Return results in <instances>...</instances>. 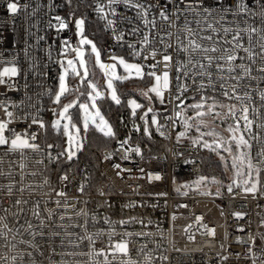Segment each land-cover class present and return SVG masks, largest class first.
I'll return each instance as SVG.
<instances>
[{
  "label": "snow or ice",
  "instance_id": "snow-or-ice-1",
  "mask_svg": "<svg viewBox=\"0 0 264 264\" xmlns=\"http://www.w3.org/2000/svg\"><path fill=\"white\" fill-rule=\"evenodd\" d=\"M64 3L69 8L74 4L77 8L81 4L90 7L103 22L104 31L111 33L115 44L121 48L127 47V57L107 52L104 55L112 63H105L101 58L103 50L84 35L86 16L75 18V35L80 38L77 45L72 46L68 40L61 41L59 54L63 59L60 60L53 59L52 46H48L45 55L49 61L58 64L60 69L56 76L57 83L47 88L41 83L40 87L45 90L37 92L36 103H31L32 96L26 91L29 84L25 82L21 85L17 78L23 73L27 81L28 72L37 74L44 80L48 76L47 72H39L36 68L29 51L34 46L25 41L23 52L29 65L27 69L20 67L19 53L13 54L12 60H5L0 52V86L5 88L4 92H0V111L3 112V117H0V177L7 180V183L0 184V249H8L7 254L0 251V264H9V261L11 264H25L26 260L28 264H37L36 255L47 259L48 264H81L74 259L77 256L102 257L103 264H141L133 259L134 252L137 256L143 255L148 264L152 262L150 253L145 252L146 245L139 249L130 248V244L136 242L131 237L142 238L148 235L143 231L134 233L127 230L128 226L135 224L146 227L143 219L131 217L113 221L110 217H105L103 224L107 229L101 227L95 235H89V226L96 227L100 223L96 214L84 213L90 219L86 218L83 223L57 224L53 219L55 209H46L47 216L42 217L41 201L33 202L23 198L25 191H28L29 197L35 195L33 184L25 185L24 181L27 176L35 177L37 173L25 171L28 164L20 163V179L17 181V173L13 171L16 161L7 160L6 157L18 153L21 160H26L28 151L40 153L41 144L36 141L40 138L41 130L46 143L45 170L55 172L57 182L62 185L59 189L52 187L50 192L44 193L49 197L53 193L56 197L67 196L70 178L75 177L73 163L79 159L78 154L90 146L89 133L97 132L104 138L115 141L120 148L125 149V160L131 159L133 154L143 159L139 144L125 147L130 144L131 133L141 134L142 142L152 141L154 134L168 139V123L175 129L177 121H180L184 131L176 133V144L180 145L187 139L190 145L188 155L206 149L219 158L223 171L234 170L231 183L226 186L227 191L233 194V199L240 195L239 191H234V187L242 188L253 199L257 198L258 193L264 196V87H261L264 85V0H164L163 3L160 0L155 3H149L148 0H91V3H86V0H64ZM29 7V4L21 6L19 0H9L7 4V10L12 14L27 12ZM41 7L38 3L29 15L35 16ZM121 7L125 11H119ZM48 8L50 12L54 10L52 0H49ZM128 11L133 12L134 16H128ZM68 15L74 18L75 12L71 11ZM257 19L258 25L255 23ZM52 20L56 23L53 24ZM125 24L129 25L127 29L122 27ZM68 26V19L60 15H55L48 21V27H55L57 31L67 29ZM174 27L177 29L175 33L172 31ZM25 31L26 37L33 35L30 28ZM126 36L135 37V42L127 41ZM44 39L43 36L38 37V41ZM2 43L3 40H0V44ZM84 46L90 48L89 60L94 56L95 66L103 71L106 87L98 86L89 79L91 73L88 68L89 60L85 59ZM69 53L75 55L67 58ZM47 66L44 65L45 68ZM118 67L123 69L122 74L117 73ZM69 77L78 83L70 86L67 80ZM130 78L147 81V88L139 93L142 102H138L137 98L127 99L126 107L131 109L130 117L133 118L132 127L128 137L121 140L112 124L101 113L98 101L105 99L107 92L112 102L121 105L123 94H118L116 82H124ZM22 90L25 91V96L20 102H15L8 96V92ZM70 94L74 98L63 103L62 99ZM43 96H47L51 104L55 105L50 110L57 118L50 124L41 114L42 111L49 110L44 109L40 103ZM24 100L29 103L25 105ZM156 101L163 106V111L158 112L153 106ZM140 109H144L139 116L142 123L137 124L134 118ZM150 113L152 115L149 117ZM14 122L24 124L23 131L11 127ZM192 129L198 135L189 136ZM50 130L57 139L47 143ZM254 143L260 147L253 155L251 150ZM148 150L151 151V148ZM172 155L179 157L184 153L172 151ZM111 156L112 153L106 154L104 160H109ZM35 163L44 164V160H37ZM185 163L194 165L197 161L185 159ZM5 164L8 171L4 170ZM112 167L118 170L117 176L125 171L131 172V169L122 168L120 163L114 162ZM139 171L144 172V169ZM150 178L158 181L161 176L157 174ZM85 179L88 177L85 176ZM207 181L208 177L201 175L192 184L182 185L175 190L180 193L181 187L190 188L195 185L199 189L202 184L207 187ZM211 183L221 185L223 182L213 177ZM44 184H50L49 177L44 178ZM85 187L83 183L78 184L77 191L83 194ZM17 194L20 198L9 202L8 198ZM98 194L104 196L105 192L100 191ZM182 194L186 196L188 192ZM156 195L166 197L167 193ZM215 195H221L220 187L216 188ZM30 202L34 204L31 209L27 208ZM53 202L57 208L69 206L67 199H56ZM84 203L87 205L91 201ZM135 206V203L129 202L123 207ZM29 214L39 221L38 225L28 218ZM80 214L77 213L78 216ZM234 215L240 217L242 213ZM59 219L63 221L65 216L61 215ZM68 219L71 220V217ZM117 226L125 230L117 232ZM70 227L83 229L84 235L69 231ZM104 236L107 237V242L96 249L98 239ZM17 237L20 239L17 240ZM189 239L195 238L190 236ZM261 239L264 240V236ZM85 242L89 248L87 252L82 250ZM21 245L24 246L22 249L19 247ZM261 252L264 253V249ZM249 253L254 257L253 264L258 259L264 264V256H257L251 247ZM56 256H59V260L54 258ZM237 258L239 259V254ZM160 259L167 260L168 257L162 256ZM223 259L227 260L228 257ZM95 264H101L100 260L97 259Z\"/></svg>",
  "mask_w": 264,
  "mask_h": 264
},
{
  "label": "built area",
  "instance_id": "built-area-1",
  "mask_svg": "<svg viewBox=\"0 0 264 264\" xmlns=\"http://www.w3.org/2000/svg\"><path fill=\"white\" fill-rule=\"evenodd\" d=\"M8 2L9 0H0V40H3V43L0 44V52L3 53L5 60H12L13 54L19 53L18 61L20 67L27 69L29 65L24 58L23 52L25 41L27 40V44L34 46L29 51L34 58L37 70L39 72H47V79L44 80L32 72L27 73V81H25L23 73L17 79L21 85L25 82L29 84V88L26 90L27 94L32 96L31 103H36V93L56 85L57 72L60 70L59 65L49 61L45 55L48 46H52L53 59H62L59 54L61 41L68 40L72 46H76L80 39L75 35L74 19L82 15L87 16V13L97 19L98 17L86 4H81L78 8L74 4L72 8H69L64 3V0H52L55 8L51 12L48 8L49 0H19L21 6L29 4L30 7L27 12L20 11L17 14H12L7 10ZM148 2L155 3L156 0H148ZM160 2L163 3L164 0H160ZM38 3L42 7L36 12L35 16H30L29 13ZM86 3H91V0H86ZM71 11L75 12L74 18H70L68 15ZM119 11L123 12L125 10L121 7ZM55 15L68 19L69 26L67 29L57 31L55 27H48V21ZM127 15L134 16V13L128 11ZM99 21L103 28V22ZM52 23L55 24L56 22L52 20ZM255 23L258 25L259 20L257 19ZM32 25H35V27H32ZM122 27L127 29L129 25L125 24ZM28 28L31 29L33 35L26 37L25 30ZM172 31L175 33L177 29L174 27ZM105 35L107 38L103 42L102 47L106 52H114L118 55H123L121 52H126L127 54V47L121 48L116 45L111 38L110 32H105ZM40 36L45 37V39L38 41ZM125 39L129 42H135L136 40L135 37L131 36H126ZM174 40L175 37H173V43ZM240 55H244V53H240ZM45 64L48 65L46 68L44 67ZM67 80L70 82V86L78 83L77 80H69V78ZM93 81L95 82V80ZM41 83L44 84L45 88L40 87ZM261 87H264V85H261ZM4 91L5 88L0 86V92ZM8 96L13 101L20 102L25 96V91L8 92ZM47 100H49L47 96L40 98V103L44 106V109L47 107ZM24 103L27 105L29 101L24 100ZM25 111H27V108H25ZM33 111L35 110L33 109ZM157 111H163V106ZM44 112L42 111L41 113L43 117ZM151 115L150 113L149 117ZM0 117H3L2 111H0ZM157 118L160 119L159 116ZM135 122L137 124L142 123L139 118ZM10 126L16 128L17 131H23L25 128L24 124L16 122ZM118 126L121 128L125 124L120 122ZM178 128L179 126L176 125L175 129H173L171 123H168L169 131L166 132V135L169 138L167 139V147L158 154L146 152L145 142L140 139L141 134L132 132L130 144L125 147H135L139 144L142 149L143 159L134 154L129 160L123 159L125 149L120 148L116 144L111 158L107 161L104 160V156L109 153L107 152L100 162V171L103 174V179L92 175L88 163L77 160L72 166L75 177L74 179L70 178L66 189V197H56L54 193L51 197L44 195V193L50 192L52 187L59 189L62 185L57 182V174L55 172L45 170L47 160L44 155L46 143L43 137V130H41L40 138L36 141V143L41 144L42 151L40 153L28 151L26 160H21L18 153L10 155L6 159L16 161L13 171L17 173L15 176L17 181L20 179V163L28 164V168L25 171L37 173L35 177L27 176L24 181L25 185L33 184L35 195L29 197L28 191H25L23 198L30 199L33 202L40 200L42 217L47 216L46 209H55L56 215L53 219L57 224L83 223L86 218L90 219V216L85 217L84 213L96 214L100 223L96 227H91L90 225L88 229L89 235H95L98 228L107 229V226L103 224L105 217H110L113 221L131 217L143 219L147 225L146 227L142 228L141 225L135 224L128 226L127 230L134 233L143 231L148 235L142 238L131 237L130 239L136 242L131 243L130 248L139 249L146 245L145 252L150 253L152 257L151 264H253L254 257L249 253L250 247L257 256H264V253L261 252V249H264V240L261 239V236H264V224H262V221H264V196L258 193L257 198L253 199L252 195L244 193L242 188L236 189L234 187V191H239L240 195L233 199V194L227 191L226 184L221 185L220 196L215 195L216 189L211 190V195H201L193 190L185 191L188 192L186 196L182 194L183 192L177 193L175 189L180 187V180L203 173V154L209 152L206 149H201L188 155L190 145L187 139H184L180 145L176 144L175 131ZM128 135L129 131L124 133L119 139L123 140ZM54 140H56L54 137H48L47 143H51ZM259 147L260 145L253 144L251 150L253 155ZM169 150L179 151L184 153V155L173 157L172 151ZM185 159H195L197 163L194 165L187 164ZM37 160H44V164L35 163ZM114 162L120 163L124 169H131V172L125 171L120 176H117L118 170L112 167ZM141 168L144 169V172L139 171ZM4 170L8 171L6 164ZM157 174L161 176L160 180L157 181L150 178ZM85 176L88 177L87 180ZM45 177L50 178V184H44ZM4 183H7V180L0 177V184ZM81 183L86 185L83 194L77 191V185ZM39 185H43V187H39ZM100 191L105 192V195L100 196L98 194ZM161 192L167 193V196L156 195ZM108 193H111V195H108ZM15 198H20L19 194L8 198V200L10 202L11 199ZM56 199L61 201L67 199L69 206L67 208H57L53 202ZM89 200L91 203L85 205L84 201ZM129 202L135 203L136 206L123 207ZM109 204L111 207H108ZM177 205H187V207L177 208L175 207ZM33 206L34 204L30 202L27 208L31 209ZM12 210L14 211L15 209ZM78 212L81 213L79 216L77 215ZM237 212L242 213V216H235L234 213ZM61 215L65 216L63 221L59 219ZM68 217H71V220ZM28 218L32 220L33 224H39V221L30 214ZM204 225H207V227H204ZM124 230V228L119 226L116 227L117 232H123ZM45 231L48 230L46 229ZM69 231L84 235V231L81 228L70 227ZM190 236H194L195 239H189ZM25 238L30 239V237ZM9 239H11V234H9ZM19 239L20 237H17V240ZM116 239H119V237H116ZM106 242V236L99 238L96 249L101 248ZM19 247L22 249L24 246L21 245ZM82 250L85 252L89 251L87 242L82 246ZM0 251L8 253L6 248L0 249ZM237 254H239V259ZM162 256H167L168 259H160ZM225 256L228 257L227 260L223 259ZM54 258L59 260V256ZM74 259L79 260L81 264H95L96 260L99 259L101 264H103L102 257L77 256ZM133 259L140 261L141 264H148L143 255L137 256L135 252L133 253ZM36 260L37 264H48V260L39 255H36ZM9 264H11L10 261ZM25 264H28L27 260ZM114 264H118V262H114ZM255 264H262V261L258 259Z\"/></svg>",
  "mask_w": 264,
  "mask_h": 264
},
{
  "label": "trees",
  "instance_id": "trees-1",
  "mask_svg": "<svg viewBox=\"0 0 264 264\" xmlns=\"http://www.w3.org/2000/svg\"><path fill=\"white\" fill-rule=\"evenodd\" d=\"M85 33H87L90 38H92L103 50L102 56H105L104 53H107L103 47L102 44L106 40L107 36L105 35V32L102 28L101 22L94 16H91L89 13H87L86 16V26H85ZM123 55L127 57L126 52H121ZM88 54V52H87ZM89 60V59H88ZM89 71L91 73L89 79L95 80V82L99 86H104L105 84V76L103 74V71L95 66L94 59L91 58L89 60ZM69 80H72L71 77H69ZM116 87L118 94L121 95V105H116L114 102L110 100L108 95H105V99L98 101L99 106L101 108V111L103 115L110 121L112 124L114 131L117 134V137L120 138L124 133L128 132L132 127V119L130 117L131 109L126 107V101L129 98H137L138 102H142L139 98V93L141 90H146L147 88V81H141L138 78H130L127 81L124 82H116ZM71 95V94H70ZM68 95L67 97H69ZM53 104H51L50 100H47L46 104V110L44 112V119L49 124L51 123L49 112L50 107ZM153 106L157 109H161V105L158 103V101L154 102ZM144 109L137 110V116L134 118L135 121L139 118V116L143 113ZM123 120V124L127 125V127H119L118 124ZM189 136H196L198 133H196L195 129H192L189 131ZM48 137H54L57 139V137L53 134V131H49ZM210 139V138H209ZM146 147V152L158 154L163 149H166L167 147V139H164L157 134H154V139L152 141H144ZM88 144L90 146H87L84 151L78 154L79 162H86L89 164L92 175L98 176V178L103 179V175H101L100 171V162L105 155V153L114 152V148L116 146V142L113 140H108L102 136V134L97 132H91L89 133V141ZM151 148V151L148 150V148ZM204 157V169L203 173L207 174L209 176H215L218 178H221L222 181L227 180L226 172L223 171L222 164L218 157L211 152H207L203 154Z\"/></svg>",
  "mask_w": 264,
  "mask_h": 264
},
{
  "label": "rangeland",
  "instance_id": "rangeland-1",
  "mask_svg": "<svg viewBox=\"0 0 264 264\" xmlns=\"http://www.w3.org/2000/svg\"><path fill=\"white\" fill-rule=\"evenodd\" d=\"M84 35H86L89 39H92V38H90V36L87 34V33H84ZM93 40V39H92ZM94 41V40H93ZM95 42V41H94ZM97 46L101 49V47L97 44ZM84 50H85V53H86V55H85V59L86 60H88L89 59V57H88V54H87V52H90V48H89V46H84ZM75 54L74 53H72V54H68V56H67V58H72L73 56H74ZM118 55V54H117ZM93 59H94V56L92 57ZM102 58V60L105 62V63H112V61H110V60H108L107 59V57H106V55L105 56H102L101 57ZM62 59H63V57H62ZM131 62V61H130ZM65 63H66V60H65ZM89 68V67H88ZM81 71H83V69H81ZM117 73L118 74H122L123 73V69L121 68V67H118V69H117ZM91 79V78H90ZM104 82H105V84H106V78H104ZM99 86V85H98ZM105 87H106V85H104ZM103 90V89H102ZM107 94V92L105 93V95ZM74 98V95H70L69 97H66V98H64V99H62V102L63 103H67L68 101H70V100H72ZM191 102V101H190ZM55 107V105L53 104L51 107H50V109L51 108H54ZM98 107H100L99 106V103H98ZM101 109V108H100ZM94 111V110H93ZM101 113H102V111H101ZM103 114V113H102ZM49 116H50V120H51V122L54 120V119H56L57 117H55L54 115H53V112L50 110V112H49ZM106 118V117H105ZM107 119V118H106ZM108 120V119H107ZM109 121V120H108ZM64 122H67V121H62V123H64ZM110 122V121H109ZM177 126H179V128L178 129H176V131H175V135H176V133H178V132H180V131H184V128L183 127H181V125H180V121H178L177 122ZM189 134V133H188ZM66 139V138H65ZM225 155L227 156L228 154L227 153H225ZM219 159V158H218ZM228 162H229V164L231 163V158L229 157V159H228ZM201 175H204V176H207L208 177V181L206 182V184H207V187H205L204 186V184H202L200 187H199V189H197L196 188V186L195 185H193L192 187H190V188H184V187H181V192H185V191H190V190H193V191H195V192H198V193H202V192H211V190H214V189H216L217 187H221V185H223V184H229V183H231V178L233 177V175H234V170H232V171H227L226 172V176H227V180H224V181H222V179L221 178H218V177H215V176H209V175H207V174H204V173H202V174H199V175H195V176H193V177H189V178H184V179H182V180H180L179 182H180V186H182V185H187V184H192V182L194 181V180H196L199 176H201ZM213 177H215L217 180H220V181H222L223 183L221 184V185H217V184H213V183H211V180H212V178Z\"/></svg>",
  "mask_w": 264,
  "mask_h": 264
}]
</instances>
